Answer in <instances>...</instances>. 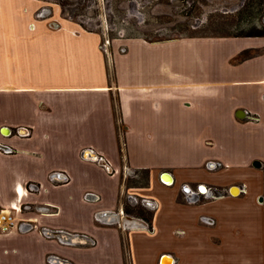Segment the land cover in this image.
I'll list each match as a JSON object with an SVG mask.
<instances>
[{
    "label": "crops",
    "instance_id": "1",
    "mask_svg": "<svg viewBox=\"0 0 264 264\" xmlns=\"http://www.w3.org/2000/svg\"><path fill=\"white\" fill-rule=\"evenodd\" d=\"M41 2L0 0V264H264V36L107 47Z\"/></svg>",
    "mask_w": 264,
    "mask_h": 264
},
{
    "label": "rangeland",
    "instance_id": "2",
    "mask_svg": "<svg viewBox=\"0 0 264 264\" xmlns=\"http://www.w3.org/2000/svg\"><path fill=\"white\" fill-rule=\"evenodd\" d=\"M41 1L48 11L49 21L57 24L67 21L84 30L98 31L107 47L117 38L165 41L188 37L247 36L264 30V0ZM137 179L138 183L144 182L140 177ZM181 196L185 198V192L181 191ZM205 198L201 194V199ZM127 201L145 208V217L153 211V207L144 203L139 195L131 194ZM133 218L146 223L140 217ZM129 222L125 220L122 231L129 232L134 230L133 227L149 230L146 224ZM125 255L126 264H131L127 250Z\"/></svg>",
    "mask_w": 264,
    "mask_h": 264
},
{
    "label": "water",
    "instance_id": "3",
    "mask_svg": "<svg viewBox=\"0 0 264 264\" xmlns=\"http://www.w3.org/2000/svg\"><path fill=\"white\" fill-rule=\"evenodd\" d=\"M54 26H58V24L56 22H53L52 23ZM242 112L239 113V111H237L235 114L237 117L239 118H243L245 117V111L242 110L240 111ZM0 147L2 148H7L3 145H0ZM256 166H259V163H254ZM54 176H57V177H62L61 174L59 173H55ZM161 178L162 180L167 183V184H171L172 181H173V178L171 177V174L169 172H163L161 174ZM235 188V187H234ZM200 189H202L201 191H207L208 193H211L209 191V189L206 188V186L204 184H201L200 185ZM103 215L104 216H109V217H113L115 218L117 221H125V220H130V221H137V223H142L143 225H145L146 223L140 219H136V218H133L131 217L130 215H127L126 213H124V211L120 212V211H105L103 212ZM58 234H63V235H66L67 237H71L70 234L68 233H59V231H56ZM70 240V239H69ZM159 264H174V259L172 258V256L168 253H164L160 256L159 258Z\"/></svg>",
    "mask_w": 264,
    "mask_h": 264
},
{
    "label": "built area",
    "instance_id": "4",
    "mask_svg": "<svg viewBox=\"0 0 264 264\" xmlns=\"http://www.w3.org/2000/svg\"><path fill=\"white\" fill-rule=\"evenodd\" d=\"M105 45V44H104ZM0 149H5L0 147ZM18 192V204H11L8 208H0V231L2 233H9L14 228L18 227L19 219L17 220L16 214L21 212L20 192ZM122 212V211H120ZM35 226V225H34Z\"/></svg>",
    "mask_w": 264,
    "mask_h": 264
},
{
    "label": "trees",
    "instance_id": "5",
    "mask_svg": "<svg viewBox=\"0 0 264 264\" xmlns=\"http://www.w3.org/2000/svg\"><path fill=\"white\" fill-rule=\"evenodd\" d=\"M247 36H264V30L263 31H259L258 33H254V34H250V35H247ZM148 41H164V40H159V39H156V40H148ZM250 51H244V52H241L236 59H243L245 57H247L249 55ZM125 212L127 214H131V209L127 206H125ZM147 223H148V226H150V221H149V218L148 217H145L143 215H140ZM151 227V226H150Z\"/></svg>",
    "mask_w": 264,
    "mask_h": 264
},
{
    "label": "flooded vegetation",
    "instance_id": "6",
    "mask_svg": "<svg viewBox=\"0 0 264 264\" xmlns=\"http://www.w3.org/2000/svg\"><path fill=\"white\" fill-rule=\"evenodd\" d=\"M199 185L200 184L193 185V184H190V183H185L183 185L182 189H185L187 191L193 192L195 194H199V193H202V191H201L202 189H200ZM205 186H206L207 189H209L210 192H213L214 190H216V189H212L211 186H208V185H205ZM205 192L208 193L207 191H205Z\"/></svg>",
    "mask_w": 264,
    "mask_h": 264
}]
</instances>
